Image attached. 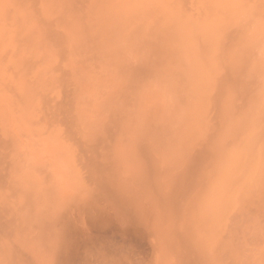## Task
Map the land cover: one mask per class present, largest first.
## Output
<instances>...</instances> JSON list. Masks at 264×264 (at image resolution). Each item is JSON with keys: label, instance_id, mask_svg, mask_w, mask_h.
<instances>
[{"label": "clouds", "instance_id": "obj_1", "mask_svg": "<svg viewBox=\"0 0 264 264\" xmlns=\"http://www.w3.org/2000/svg\"><path fill=\"white\" fill-rule=\"evenodd\" d=\"M0 264H264V0H0Z\"/></svg>", "mask_w": 264, "mask_h": 264}]
</instances>
